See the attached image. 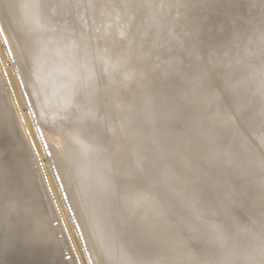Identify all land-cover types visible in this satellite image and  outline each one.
Listing matches in <instances>:
<instances>
[{"label":"bare ground","instance_id":"obj_1","mask_svg":"<svg viewBox=\"0 0 264 264\" xmlns=\"http://www.w3.org/2000/svg\"><path fill=\"white\" fill-rule=\"evenodd\" d=\"M167 2L0 0L7 24L1 30L37 111L33 132L52 150L58 185L73 210L71 228L86 243L83 252L94 251L95 264H264V19L247 18L244 35L227 9L226 34L207 43L210 60L202 61L189 42L166 58L171 78L154 90L140 79L141 62L165 42L172 53L190 38L174 29ZM258 9L255 17L264 14V3ZM155 23L159 41L127 27L150 33ZM210 61L235 115L212 86L217 83L204 85ZM3 109L0 97V154L8 152L0 161V193L10 191L12 174L22 170ZM22 132L35 147L29 130ZM186 149L200 161L194 171ZM2 205L0 222L24 211ZM183 235L191 245L184 247Z\"/></svg>","mask_w":264,"mask_h":264},{"label":"rangeland","instance_id":"obj_2","mask_svg":"<svg viewBox=\"0 0 264 264\" xmlns=\"http://www.w3.org/2000/svg\"><path fill=\"white\" fill-rule=\"evenodd\" d=\"M168 1L171 4L167 2L170 4V7H169L170 10L169 11L167 10L169 14L167 13V15H170L171 17L176 19L175 24H174V29L177 30V32L186 31V33L189 35L190 38L188 41L182 38L180 41L181 46H179V48L172 53H170L169 51V43L165 42L160 45L158 52L156 54L148 55L141 62L143 74L142 76H140V79L143 84L145 85L147 83L150 84L154 90L157 88H160L161 86L160 84L162 82H167L171 78V75L168 74L169 72L164 71V69L167 68V64H168L166 61V58H168L169 55L180 53L184 47H187L186 45L189 42L191 44L190 45L191 48L195 50V52L194 51L193 52L200 55L202 61L210 60V54L212 50L210 51V49L207 48V43L212 40L213 41L221 40L222 37H224V35L226 34L225 22L226 21L228 22L230 18V14L227 12V9H230L231 11L234 12L232 22L234 21L236 24L238 23L239 30L242 31L244 35L247 34V32L249 31L248 28H250V26L246 24L247 21H245L247 18L264 19V14H259V16H256V17L254 14L255 11L259 10L258 8L262 6V4L264 3V0H187V1H184L185 5L183 6L178 4L177 0H168ZM163 3H164V0H163ZM255 8L257 10H254ZM140 14L141 12L136 13V15L134 16L135 17L134 22L141 18ZM223 17L225 19H223ZM5 22H6V17L0 14V26H2V28L4 24H6ZM90 25L93 26L92 21H90ZM195 26H197L198 29H196ZM127 27L131 35H134V36L140 35V36H143V38H147V37L152 38L153 34L154 35L157 34L158 36L157 40L159 41L161 39V36H160L161 29H160V26H157V24H156L155 31L153 32L151 31L150 33L148 30L145 32H141L140 30H137L134 33L135 29H132L131 26H127ZM157 29H159V31ZM4 38L6 40L5 36ZM148 44H149V41L147 42L144 40V48H147ZM6 46L7 45L5 44L4 39L0 32V75H1L0 76V84H1L0 85V97L2 101L4 102V109L1 110L2 112L1 119L2 121H6V120L8 121L10 130H11V136L9 137V139L10 141H13L14 143L16 142L15 146L18 147V150L21 151L22 170L20 174L16 172L17 176L12 174L11 178L13 179V181L11 182L10 180V183H9L10 191L2 190V192L0 193V208H2L1 204L3 202V205H2L3 210L5 208H6V211L9 210L8 208L9 206L11 208H13L14 206H17V207L23 206L24 211L22 212V214H18L17 216L11 217V219H13L12 220L13 223H11V225L5 227L4 229L0 228V237H2L1 234H3L4 239H5V240L4 239L0 240V264H66V263L67 264L69 263L70 264L72 263L73 264L74 263L75 264H86V263L88 264L89 261H90L89 264H93V262L95 264V261H97V257L94 255V251H91L92 253L91 257L89 256V253L85 254L83 251L86 252L85 250L86 243L83 241V239H79L77 237L75 229H73L75 232L74 233L71 228L73 227L72 226L73 223L71 222L69 214L73 215V210L69 208V202H67V199L64 198L66 194L64 193L65 191L62 190L63 187L61 188V186L58 185L59 183L57 181L60 182V179H59L60 176H59L58 170L56 169L57 168L56 165L52 161V150L49 148L47 144L44 146L42 141L39 140V138L33 132L34 122H35L34 117H36L37 111L34 107L32 98L27 88L26 79L23 73V68L21 65H19V63L16 62L15 52H14L15 49H12L10 45H9L10 49L8 46L7 47ZM14 48L17 49L18 47H14ZM148 50L154 51L152 47H148ZM186 61H187V58H184V62ZM191 62L189 61L187 65L191 66L190 64ZM209 63H208V66L210 65L211 72L209 73L208 77L204 81L205 82L204 85H207V83H209V85L217 83L216 86L215 85H212V86L216 89L218 87L219 90L217 89V92L219 93L220 97L222 95L221 99L225 102L227 101L228 103L230 100L228 94L225 95V91H223L221 87V83L220 85L218 84V82H220L218 80L220 79V76H221L220 71L217 70L214 62L210 61ZM241 63H243L242 60L239 61L238 64L235 65L234 67H239ZM208 80L209 81L211 80V81L208 82ZM135 85L141 86V84L138 82L137 84L135 83ZM169 86H172V83ZM9 92L10 94L11 93L12 94L10 95ZM229 108H231L230 105H229ZM17 110L20 112L19 114H21L24 121L23 120L19 121V119L17 118ZM230 111L232 112V114L234 113L232 108ZM233 115H235V113ZM238 123L243 127V125L240 123V119H238ZM181 125L183 124L181 123ZM1 128L2 126L0 125V129ZM24 128L29 130V134L33 138L32 141L34 142L35 147L28 145L27 139L25 140L26 137H24L23 132H22ZM172 131L174 130H171L169 128L164 130V134L167 137H170V140L173 139ZM180 143L181 141H178L177 146L181 148L182 146L180 145ZM192 147H195V146L192 145ZM181 150L183 151V149ZM36 151L37 152L39 151L38 154L36 153ZM185 154H188L186 156L189 158V165L187 166V168H189L191 171H194L190 167L193 165L200 164L199 159L197 158V156H195V153L190 154L187 151V149L185 150ZM7 155H8V152H4L2 155L0 154V161L2 160L5 161V159L7 158ZM34 155H36L35 159H37L38 161L37 165L33 161ZM171 156L173 158L177 157L174 154H172ZM172 157L171 159H173ZM29 159L31 160L30 162H29ZM213 168L215 167L213 166ZM209 169L212 170V165L209 166ZM220 170L223 171V169L221 168ZM213 171L215 170L213 169ZM38 173H42V179L41 177H38L40 176V174ZM213 173L215 174V172ZM45 185H47V187H45ZM45 189H47L48 192ZM41 192L43 194H41ZM249 193L251 196H253L251 192ZM46 196L48 197L46 198ZM169 201L170 202L168 203L167 208H168V211H171L173 209V200L169 199ZM45 202L47 205L45 204ZM176 207L180 210L181 214H185V209L183 207H180V206L179 207L176 206ZM259 207H261V209H264V206H259ZM5 221L6 219L2 220L0 222V225L3 224ZM50 223H52L51 224L52 226L50 225ZM56 227L59 231L56 230ZM55 236H56V239H54ZM82 236L83 235H80V238ZM13 239L14 240L17 239V241L14 242L15 246L10 247V240L12 241ZM183 245L184 247L191 245V241L186 239L184 235H183ZM61 258L62 259L64 258V259L62 260ZM84 258L85 260L87 259L86 263H84L85 261ZM78 260H80V263ZM212 262L210 263L217 264L216 261H212Z\"/></svg>","mask_w":264,"mask_h":264},{"label":"water","instance_id":"obj_3","mask_svg":"<svg viewBox=\"0 0 264 264\" xmlns=\"http://www.w3.org/2000/svg\"><path fill=\"white\" fill-rule=\"evenodd\" d=\"M0 32H1V35H2V37H3V39H4V42H5V44L7 45V41L5 40V38H4V34H3V32H2V30H1V26H0ZM8 46V45H7ZM37 132H38V135L39 136H41L40 134H41V132H40V130H39V127H37ZM41 141H42V143L44 144V146L46 145V143H45V141H44V139H43V137L41 136ZM47 138V137H46ZM9 208V210L11 211V210H15L16 208H11L10 206L8 207ZM4 210H6V208L4 209ZM11 223H13L12 221H5L3 224H1L0 225V228L1 229H4L5 227H7V226H9V225H11ZM12 234V233H11ZM1 236L2 237H0V240H3L4 239V235L3 234H1ZM17 239H19V238H17ZM17 239H13L12 241L10 240V247H12V246H15L14 244V242H16L17 241Z\"/></svg>","mask_w":264,"mask_h":264}]
</instances>
